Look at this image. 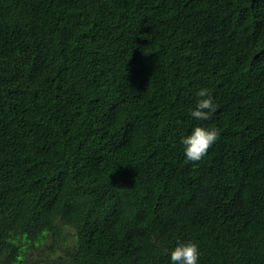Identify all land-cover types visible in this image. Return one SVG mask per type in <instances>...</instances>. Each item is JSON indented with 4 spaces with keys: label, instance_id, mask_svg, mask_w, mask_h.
Listing matches in <instances>:
<instances>
[{
    "label": "trees",
    "instance_id": "16d2710c",
    "mask_svg": "<svg viewBox=\"0 0 264 264\" xmlns=\"http://www.w3.org/2000/svg\"><path fill=\"white\" fill-rule=\"evenodd\" d=\"M194 126L219 131L196 163ZM188 241L264 264V0H0V264H172Z\"/></svg>",
    "mask_w": 264,
    "mask_h": 264
},
{
    "label": "clouds",
    "instance_id": "9594fccd",
    "mask_svg": "<svg viewBox=\"0 0 264 264\" xmlns=\"http://www.w3.org/2000/svg\"><path fill=\"white\" fill-rule=\"evenodd\" d=\"M197 95L200 99L190 114L196 121L208 120L216 110L211 92L209 89L201 88ZM218 138V129L194 126L190 134L181 139L186 160L193 163L201 161ZM199 255L197 244L191 241L179 242L170 251L172 264H198Z\"/></svg>",
    "mask_w": 264,
    "mask_h": 264
}]
</instances>
